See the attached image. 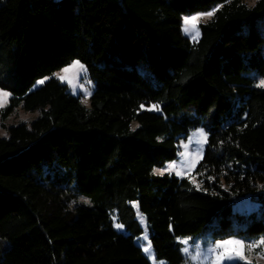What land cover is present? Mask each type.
I'll use <instances>...</instances> for the list:
<instances>
[{"label":"trees","instance_id":"trees-1","mask_svg":"<svg viewBox=\"0 0 264 264\" xmlns=\"http://www.w3.org/2000/svg\"><path fill=\"white\" fill-rule=\"evenodd\" d=\"M213 9L183 36L184 15ZM76 60L90 107L54 78L31 91ZM261 81L264 0H0V114L39 112L0 138V264H151L133 203L168 264H185L180 237L264 235ZM200 127L201 188L155 174ZM245 197L261 211L235 213Z\"/></svg>","mask_w":264,"mask_h":264},{"label":"rangeland","instance_id":"rangeland-1","mask_svg":"<svg viewBox=\"0 0 264 264\" xmlns=\"http://www.w3.org/2000/svg\"><path fill=\"white\" fill-rule=\"evenodd\" d=\"M249 5H254L258 0H244ZM218 9H213L208 12H199L193 13L183 16L182 20V34L185 38L189 39L191 42L196 43L201 39V24H205L209 22L215 15ZM209 12H214V15L207 16L206 14ZM197 17L196 20L191 23L185 24V20ZM79 61V60H76ZM72 62L69 66L64 67L63 69L55 72V74L51 77H46L38 80L31 91H35L41 88L45 83H47L51 78H54L60 81L61 84L66 85L68 91L75 97H80L82 103L86 107L91 106V99L94 94L95 85L89 76V72L87 67L79 61L80 65L84 66L86 71H82L77 65L75 68L71 66L76 62ZM64 69H69L67 72L63 71ZM59 77V78H58ZM43 81V83H40ZM0 90H2L0 88ZM4 92L9 93L8 91L2 90ZM10 95L4 99L3 107H0V110H4L11 105L12 95ZM149 111H154L160 113V106L151 105L146 108ZM39 112H27L21 106L15 109L12 114L7 116L6 119L2 118V114H0V138L8 137V129L9 127L18 126L21 124H30L36 118H38ZM1 124H5L6 127H3ZM204 132L206 134V142L204 137L199 136V132ZM199 141V143H197ZM208 144V134L206 130L202 127L197 128L189 133L184 139L181 140L180 152L179 156L176 160L168 162L162 168H156L154 170L157 175H165L171 174L175 175L180 179H189L193 182V184L201 188V183L196 176V170L202 161L206 147ZM183 154V155H182ZM173 166V167H170ZM156 170H161L163 174H159ZM180 172L181 175H177L176 173ZM135 211L137 213V220L139 221L143 234L139 237H136L135 244L139 246L144 255L148 258L151 264H168L166 261L158 260L155 255V251L153 249L151 243V233L149 230V226L147 223L146 217L141 214L139 211V207L137 203H133ZM263 204L256 203L251 201L250 197H245L240 201H237L234 206V212L240 213L244 215H250L252 213H259L261 211ZM113 222L115 230L124 235H128L129 233L126 231L125 227L118 222V216L115 212L113 214ZM119 226V227H118ZM245 230L244 227H242ZM225 240H237L241 241L244 247L240 250L243 254V259H238L235 261L228 262L225 264H236V263H245V264H264V244H260L259 242L264 240V235L259 237H250L244 238L239 236H231L223 239H218L213 237L211 232L206 234L198 235V236H189V237H180L177 239V242L181 246L182 253L185 258V264H216L215 254L210 253L209 249L214 247L215 242L225 241ZM186 241V243H185ZM249 245H256L255 247L249 248ZM149 248L150 251L145 253L144 248ZM234 247V246H230ZM184 249H188L187 252Z\"/></svg>","mask_w":264,"mask_h":264},{"label":"snow or ice","instance_id":"snow-or-ice-1","mask_svg":"<svg viewBox=\"0 0 264 264\" xmlns=\"http://www.w3.org/2000/svg\"><path fill=\"white\" fill-rule=\"evenodd\" d=\"M206 15L212 16V15H214V12H209ZM196 19H197V17H193V18H191V20L186 19L185 24L191 23L192 21H194ZM77 65H79V68L82 71H86L84 69V66L80 65L79 61H76L71 67L75 68ZM68 70L69 69H64L63 71L67 72ZM40 83H43V81H40ZM258 86L264 87V81H261ZM9 95H10L9 93L0 90V107H3L4 99L7 98ZM198 135L204 137L205 142H206L207 137H206V134L204 132L201 131L198 133ZM197 143H199V141H197ZM170 167H173V166H170ZM156 171L159 174H163L161 172V170H156ZM176 174L181 175L180 172H177ZM185 243H186V241H185ZM259 243L264 244V240L260 241ZM230 246H234V247H230ZM255 246L256 245H249L248 247L252 248ZM243 247H244L243 243L241 241H237V240L218 241V242H215L214 247L209 249V252L215 254L216 264H225L226 261L231 262V261H235L238 259H243V254L240 251ZM144 251H145V253H148L150 251V249L146 247V248H144ZM184 251L187 252L188 249H184Z\"/></svg>","mask_w":264,"mask_h":264}]
</instances>
